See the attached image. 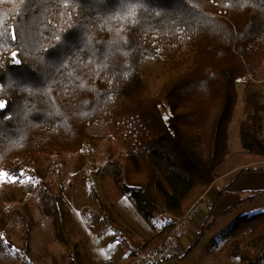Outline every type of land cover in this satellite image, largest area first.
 I'll list each match as a JSON object with an SVG mask.
<instances>
[{
  "label": "trees",
  "instance_id": "16d2710c",
  "mask_svg": "<svg viewBox=\"0 0 264 264\" xmlns=\"http://www.w3.org/2000/svg\"><path fill=\"white\" fill-rule=\"evenodd\" d=\"M261 79L264 0H0V172L44 180L40 161L117 140L105 169L157 230L144 245L158 246L221 168L234 177L216 200L264 171ZM240 80L242 150L231 154ZM47 197L67 243L61 197ZM222 236L247 240L239 264H264V212Z\"/></svg>",
  "mask_w": 264,
  "mask_h": 264
},
{
  "label": "rangeland",
  "instance_id": "374dc122",
  "mask_svg": "<svg viewBox=\"0 0 264 264\" xmlns=\"http://www.w3.org/2000/svg\"><path fill=\"white\" fill-rule=\"evenodd\" d=\"M261 84L264 89V79ZM243 86L244 81L240 80L239 102L229 127L231 154L242 150L239 129L245 118ZM262 129L264 134V114ZM100 132L99 127L91 129L92 134ZM111 144L121 149L117 140H103L80 155L53 156L40 161L38 167L48 169L44 180L26 174L15 179L0 172V220L3 222L0 221V226H4L2 229L8 236L0 237V264H130L132 246L144 250L157 247L144 245L157 230L148 224L131 198L121 192L105 169ZM223 169L219 170V178L211 188H219L234 177V172L225 173ZM49 193L61 197L67 243L56 237L51 217L47 215L53 204L47 197ZM256 195L251 201L233 206L219 218H211L204 233H200L197 245L169 263L239 264L233 254L236 246L246 248L247 240L243 236L240 240L223 239L222 234L238 217L264 212V193ZM201 198L209 199L207 193L200 196L190 209ZM213 208L214 203L211 210ZM24 218L32 221L29 237L25 232ZM162 219L158 215L159 228L166 223ZM22 249H28L30 255Z\"/></svg>",
  "mask_w": 264,
  "mask_h": 264
},
{
  "label": "crops",
  "instance_id": "0c3cea01",
  "mask_svg": "<svg viewBox=\"0 0 264 264\" xmlns=\"http://www.w3.org/2000/svg\"><path fill=\"white\" fill-rule=\"evenodd\" d=\"M228 183L221 185L219 188L209 189L207 197L214 203L213 210L209 211L207 208H203L195 214L194 220L178 241L173 254L163 263L168 264L173 258L182 256L186 251L193 249L200 239V233H204L211 218H219L222 213L229 211L233 206L245 201H251L256 194L264 193V171H252L241 174L236 183L216 200L218 191ZM191 241H193L192 244L190 243Z\"/></svg>",
  "mask_w": 264,
  "mask_h": 264
},
{
  "label": "built area",
  "instance_id": "2783aa9c",
  "mask_svg": "<svg viewBox=\"0 0 264 264\" xmlns=\"http://www.w3.org/2000/svg\"><path fill=\"white\" fill-rule=\"evenodd\" d=\"M213 203L209 199L201 198V200L192 209L184 215L172 221V229L166 240L159 246L150 249H139L134 246L131 247L133 255L130 264H160L166 261L168 257L173 254L177 247L179 239L183 236L186 229L194 220L195 214L202 208L212 209Z\"/></svg>",
  "mask_w": 264,
  "mask_h": 264
},
{
  "label": "snow or ice",
  "instance_id": "6c2138e0",
  "mask_svg": "<svg viewBox=\"0 0 264 264\" xmlns=\"http://www.w3.org/2000/svg\"><path fill=\"white\" fill-rule=\"evenodd\" d=\"M16 62L18 63L19 61ZM6 106H7L6 103L0 102V110L4 109Z\"/></svg>",
  "mask_w": 264,
  "mask_h": 264
}]
</instances>
